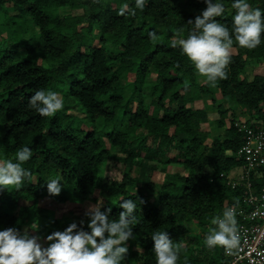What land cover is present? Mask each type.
Masks as SVG:
<instances>
[{
  "label": "trees",
  "instance_id": "1",
  "mask_svg": "<svg viewBox=\"0 0 264 264\" xmlns=\"http://www.w3.org/2000/svg\"><path fill=\"white\" fill-rule=\"evenodd\" d=\"M213 2L224 5L216 19L231 33L234 0ZM246 2L264 12V0ZM125 3L135 7V0H0V161L15 162L25 146L33 153L22 165L31 180L18 191L0 189V230L23 231L27 221L46 246L47 235L69 226L55 217L56 204L89 230L86 201L101 203L102 212L111 208L115 220L122 199H131L138 223L121 264H156L155 231L192 246L182 247L177 264H225V250L208 248L205 237L212 218L244 204L248 191L229 175L239 171L236 153L246 134L236 122L264 125V73L246 74L252 59L264 58V34L252 50L233 35L227 79L211 87L181 48L171 47L187 37L204 0H145L143 11L120 16ZM150 32L164 40L153 41ZM37 90L57 92L63 109L43 117L30 108ZM109 159L125 163L121 180L104 177ZM52 178L61 180L59 195L48 193ZM249 180L263 192L264 164Z\"/></svg>",
  "mask_w": 264,
  "mask_h": 264
},
{
  "label": "clouds",
  "instance_id": "2",
  "mask_svg": "<svg viewBox=\"0 0 264 264\" xmlns=\"http://www.w3.org/2000/svg\"><path fill=\"white\" fill-rule=\"evenodd\" d=\"M207 5L202 14L188 24L193 27L186 38L174 39L171 47L179 46L182 54L192 63L197 73L206 78V83L215 87L218 80L227 79V69L231 63L233 35L241 48L255 49L261 43L264 34V12L253 8L246 0H234L232 8V30L216 18L224 14L222 3L204 0ZM145 0H135V7L125 3L118 15L134 16L136 9L143 11ZM150 39L157 40L155 32L149 33ZM63 100L55 91L37 90L29 98V107L41 116H53L63 109ZM32 149L22 147L12 160L0 161V189L19 190L25 178L31 180V172L22 167L32 157ZM50 195H59L62 186L59 178L47 183ZM119 204L123 209L118 219L110 220L102 212L101 203L90 205L85 211L89 218L85 230L82 225L71 223L63 231H54L46 237V246L40 243V237L31 234L36 231L33 224L23 231L15 227L0 230V264H121L128 254L127 241L134 239L133 228L138 223L134 215L136 202L131 199ZM156 264H177L182 245L174 243L167 231H155L151 236ZM208 248L222 247L227 255L239 249L240 236L234 208H226L222 216L212 218L208 234L205 237Z\"/></svg>",
  "mask_w": 264,
  "mask_h": 264
},
{
  "label": "built area",
  "instance_id": "3",
  "mask_svg": "<svg viewBox=\"0 0 264 264\" xmlns=\"http://www.w3.org/2000/svg\"><path fill=\"white\" fill-rule=\"evenodd\" d=\"M236 125L246 134L236 153L242 161L240 177L229 176V182L233 186L246 182L248 191L242 198L244 204L228 207L236 212L240 246L232 255L225 253V264H264V190L260 194L253 191L249 180L256 166L264 164V129L259 125L254 129L242 122Z\"/></svg>",
  "mask_w": 264,
  "mask_h": 264
},
{
  "label": "rangeland",
  "instance_id": "4",
  "mask_svg": "<svg viewBox=\"0 0 264 264\" xmlns=\"http://www.w3.org/2000/svg\"><path fill=\"white\" fill-rule=\"evenodd\" d=\"M95 32V30H94ZM157 40L163 41L164 37L163 36H159ZM98 43V38L95 37V42L94 44L96 45ZM112 49H115L112 47ZM235 49L232 47L231 53H234ZM264 73V58L262 59H252L246 69V74L248 75L249 78H252L254 75L256 74H263ZM200 80H205L204 77L200 76L199 77ZM130 89V85L127 86V89ZM61 97V95H60ZM196 104H198V106H202L200 102H197ZM208 109H209V116L212 119H215L218 117L219 115V111L217 110L216 107H214L212 104L208 105ZM231 112V111H230ZM240 113H238L239 115ZM121 115V114H120ZM240 117V116H239ZM242 117V116H241ZM240 117V118H241ZM240 121V120H239ZM242 123H246L245 121H242ZM262 128L264 129V125H262ZM142 130H139V132L141 133ZM144 143L146 144H152V137L150 135H146L144 137ZM125 171V163L120 160V159H109L106 163L105 166L103 168V175L105 178H107L108 180H121L123 173ZM241 174V170L237 171L236 169L234 171H232V173L229 175L231 177L236 176V177H240ZM162 175L158 174L157 177L160 178ZM253 190V188H252ZM254 191V190H253ZM45 203L42 204V202L40 204L43 205V207H48L49 203L44 201ZM30 203V201H21V204H26L28 205ZM96 203L92 202V201H86L83 204V207L85 209H88V207L90 205H95ZM41 207V206H40ZM54 215L55 217L64 225H70L71 223L78 221L79 218L76 215L70 214L65 210V205L62 203H58L56 204V209L54 210ZM29 227V224L26 222L23 223V230L24 228ZM198 229L194 228L190 231L191 235H194L195 232H197ZM182 247H184L186 250L190 251L192 250V246L190 244H183Z\"/></svg>",
  "mask_w": 264,
  "mask_h": 264
}]
</instances>
